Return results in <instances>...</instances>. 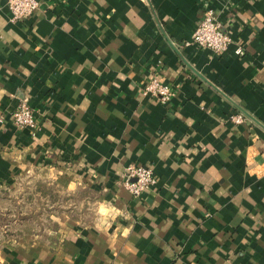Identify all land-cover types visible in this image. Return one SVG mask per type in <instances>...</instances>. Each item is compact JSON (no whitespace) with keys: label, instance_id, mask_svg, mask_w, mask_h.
I'll use <instances>...</instances> for the list:
<instances>
[{"label":"crops","instance_id":"1","mask_svg":"<svg viewBox=\"0 0 264 264\" xmlns=\"http://www.w3.org/2000/svg\"><path fill=\"white\" fill-rule=\"evenodd\" d=\"M39 1L14 22L0 0V180L40 167L99 217L8 242L2 263L264 264V0ZM207 9L222 55L192 42ZM25 100L33 129L10 114ZM133 166L157 180L137 197Z\"/></svg>","mask_w":264,"mask_h":264},{"label":"rangeland","instance_id":"2","mask_svg":"<svg viewBox=\"0 0 264 264\" xmlns=\"http://www.w3.org/2000/svg\"><path fill=\"white\" fill-rule=\"evenodd\" d=\"M15 174L13 180H0V264L8 242L24 235H47L66 221L98 219L96 200L86 190L70 192L53 183V174L44 175L36 166L17 169Z\"/></svg>","mask_w":264,"mask_h":264},{"label":"built area","instance_id":"3","mask_svg":"<svg viewBox=\"0 0 264 264\" xmlns=\"http://www.w3.org/2000/svg\"><path fill=\"white\" fill-rule=\"evenodd\" d=\"M39 0H7V6L11 12V20L22 21L32 16L40 8ZM193 44L200 48L209 49L222 55L226 53L232 44V38L223 30V24L219 14L214 9H207L199 22L192 38ZM237 54L241 55L242 50ZM145 93L152 94L161 103H168L175 94L171 86L163 85L159 79L153 78L145 83ZM14 124L19 128L33 129L36 126V114L28 102L23 101L11 113ZM242 121L241 117L236 120ZM5 122V115H0V127ZM156 176L152 169L145 166H133L127 169L125 185L134 196H140L143 192L156 185Z\"/></svg>","mask_w":264,"mask_h":264}]
</instances>
